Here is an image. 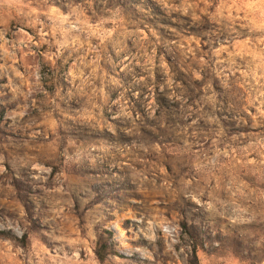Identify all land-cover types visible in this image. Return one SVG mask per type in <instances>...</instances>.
I'll list each match as a JSON object with an SVG mask.
<instances>
[{"label":"clouds","instance_id":"clouds-1","mask_svg":"<svg viewBox=\"0 0 264 264\" xmlns=\"http://www.w3.org/2000/svg\"><path fill=\"white\" fill-rule=\"evenodd\" d=\"M11 3L13 0H0V7ZM27 7L26 26L33 30L34 35L24 26L17 27L15 31L7 26L0 28V177L15 176L32 223L26 222L27 216L22 211L0 208V264H24L25 261L33 264V258L39 257L41 252L47 254L51 264L58 261L63 264L65 259L73 257L80 260L81 250L92 264H102L105 259L115 264V254L127 257L128 264H157L158 258L168 256L177 259L182 256L185 264H264V158L259 162L246 161L244 167L252 165L255 169L249 170V183H241L235 175L225 177L224 200L208 195L205 188L199 187L197 177L206 176L212 170L205 163L192 164L189 178H180L175 183L168 182L172 177L165 171L163 183L156 187V191L168 198L167 207L176 212L171 219L156 210L151 219L142 217L133 221L136 224L147 219L146 233L133 230L130 235L124 233L123 237L114 225L108 223L113 210L120 207L117 199L132 196L129 190L131 182L143 177L141 183H154L143 172H137L132 163L117 165L115 161L120 155L141 150L148 152L146 145L151 141L140 130L146 123L161 124L155 89L149 87V80L155 81L157 62L149 57L140 66L141 73L133 77L106 56L105 64L109 71L116 72L120 80L105 81L101 75L97 84L98 59H87V53L94 54L114 36L131 34L147 40L148 33L139 27L145 21L159 28L161 36L150 30L158 40L177 34L176 28H192L200 32L202 28L216 27L217 24L226 25L231 37L236 31L235 26L239 25L240 31H236V35L247 37L246 44L264 47V0H29ZM123 17H127V21ZM126 23L136 31L129 33ZM81 35L86 40L95 38L99 41L96 45L89 43L84 55L80 54L85 49ZM175 43L162 41V51L167 54ZM44 44L48 45L47 50L37 57ZM220 51L227 49H216L208 61H200L204 75L196 73L194 79L203 83L198 103L210 105L213 112L221 113L226 124L232 125L230 114L223 111V105L215 103L216 96L223 95V89L231 87L227 77L221 81L223 87L219 93L212 89V77L224 73L223 68L218 70L216 67L224 61L212 59ZM74 55L78 62L63 76L65 88L60 99L70 115L57 125L60 150L51 156L31 155L27 145L36 143L41 134L32 131L30 136H25L21 133L35 123L31 120L24 122L28 115L25 105L33 93L38 91L48 96L41 84V64L55 74L56 61L62 59L67 63ZM30 59L32 69L26 75L20 71L19 65L24 62L27 68ZM159 69L163 77L159 99L169 106L179 100L183 108L186 89L179 86L180 94L177 95L172 68L163 55L159 57ZM228 71L234 75L231 66ZM241 75L247 77L249 73ZM192 78L189 76L190 81ZM106 84L113 94L126 85L128 95L142 115H133L135 109H130L121 99L110 98L104 90ZM260 95L264 96V92ZM258 112L264 115V110L258 109ZM203 115L207 117L206 124L218 123L214 116ZM216 143L217 140L212 141L213 146ZM244 151L247 152V148ZM222 156L232 158L229 153L217 149L212 159L218 161ZM6 162L11 172L5 167ZM46 163L52 167H46ZM53 167L59 169L54 177L60 182L59 186L45 190L40 181L48 180ZM66 170L79 179L74 182L65 174ZM41 192L44 195H40ZM53 192L75 197L86 217L93 212L102 217L98 247L94 253H88L83 241L68 240L63 234L58 235L54 228L50 229L44 219L43 202ZM94 201L100 203L98 210L92 207ZM128 202L138 203L133 198ZM62 212L61 208L57 216ZM185 228L187 232L182 236ZM31 229H36L48 241L50 249L38 245L35 236L29 234ZM122 238L128 242L127 247L121 243ZM190 243L193 247H188ZM66 246L74 247L71 257L65 251ZM145 247L150 249L151 255L143 254L141 249Z\"/></svg>","mask_w":264,"mask_h":264},{"label":"rangeland","instance_id":"rangeland-1","mask_svg":"<svg viewBox=\"0 0 264 264\" xmlns=\"http://www.w3.org/2000/svg\"><path fill=\"white\" fill-rule=\"evenodd\" d=\"M28 5L29 0H19V2L13 0V3L0 7V28L7 26L15 31L17 27L24 26L26 31L34 35L33 30L26 26ZM123 19L127 21V17H123ZM22 21L25 22L24 25L21 24ZM125 26L128 27L129 33L136 31L127 23ZM139 27L148 33L147 40H140L138 36L131 34H121L119 37L114 36L111 42L106 41L104 47L96 49L94 54L87 53L88 60L94 57L98 59L97 84H99L101 75L104 76L105 81L108 79L120 80V76L116 72L109 71L105 64L106 56L120 64L121 68L133 77L141 73L140 66L149 57H153L157 62L154 73L155 81L150 79L149 87L155 89L154 98L160 105L157 115L161 119V124L158 126L156 123H146L140 130L151 141L150 145H146L149 147L148 152L141 150L132 154L120 155L115 161L117 165L132 163L137 172H143L150 181L154 180V183H141L143 177L131 182L129 190L132 192V196L130 198L138 201L136 205L129 203L130 198L127 196L117 199L120 207L113 210V215L108 223L119 230L121 237L124 233L130 235L133 230L146 233L148 231L147 219H151L156 210L162 211L169 219L176 214L175 211L167 207L168 198L156 191V187L163 183V172L166 171L169 177H172L169 179V183H175L180 178H189L192 164L205 163L212 170L206 176L197 177L199 187L205 188L208 195L216 197L218 200H224L226 199L223 183L225 177L231 174L238 176L241 183H249L247 179L250 174L249 170L255 169L252 165L244 167L246 161L256 160L259 162L261 158H264V115H260L258 112V109L264 110V96L260 95L261 92H264V47L251 43L246 44L247 37L236 35V31H240L239 25L235 26L236 31L232 32L231 37L226 30V25L217 24L216 27L202 28L200 32L192 28H176L178 35L164 36L162 40L157 39L161 33L155 24L145 21ZM172 27L176 26L172 25ZM150 30L157 32V36H152ZM80 40L85 45V49L81 50V55L85 54L89 43L92 45L99 43L95 38L86 40L83 35L80 36ZM162 41H176V43L166 54L161 48ZM47 47V44L42 45L37 52V57L40 52L47 50ZM189 48L191 51H188ZM221 48L227 49V51H220L218 56H213L212 59L224 61L223 64H216L218 70L224 69V73L221 76L214 75L212 77V89L219 93L223 87L221 81L225 76L227 77L231 87L224 88L223 95L218 94L215 103L223 105V111L230 114L229 119L233 121L232 125L226 124L221 113L213 112L210 105L198 103L203 83L194 79L196 73L204 75L201 71L200 61H208L212 51ZM33 50L35 51V46H33ZM52 50L55 51V48ZM162 55L165 56V60L172 68L177 95L180 94L179 86L186 89L183 95V101L186 103L183 108H181L179 100L169 106L163 104L159 99V85L163 83L162 73L159 69V57ZM77 62L75 55L67 63H64L62 59L57 60L55 74L49 71L46 65L41 64V84L48 96H45L43 92H34L25 105L28 115L24 117V122L28 123L31 120L35 123L31 124L27 131L22 132L21 135L30 136L32 131L41 134L36 138V143L27 145L29 154L51 156L60 150L61 141L57 139V132H59L57 125L70 115L60 99L65 88L63 76ZM230 66L234 75L228 71ZM19 69L27 75L32 69V60L27 61V68L22 62ZM101 70H103L102 73ZM84 71L87 72L88 69H84ZM244 72H248L249 75L242 76L241 73ZM45 73L47 76L44 75ZM189 76L193 77L191 81ZM250 85H255V87H250ZM24 90L27 91L26 88ZM104 90L113 100L121 99V102H126L130 109H135L133 115H142L139 107L128 95L126 85L116 94L109 90L107 84ZM33 100L35 104L32 103ZM203 113L214 116L218 123L206 124L207 117ZM229 128L232 130L229 131ZM60 135L62 136L63 133L60 132ZM232 137H237V139H232ZM213 140H217L215 146L212 144ZM246 148L247 152L244 151ZM217 149L229 153L232 158L222 156L218 161L212 159ZM197 155L199 160H197ZM45 166L52 167L49 163H46ZM5 167H8L11 172V167L7 162ZM58 171V168L53 167L48 180L40 181L45 190L59 186L60 182L54 180ZM65 174L72 177L74 182L79 179L76 174L70 171L66 170ZM92 191L96 190L92 189ZM40 195H44V193L41 192ZM43 207L44 219L48 222L50 229L54 228L58 235L63 234L68 240L83 241L88 253L95 252L98 247L101 216L93 212L92 215L86 217L81 213L75 197L61 196L54 192L45 198ZM92 207L98 210L100 208L99 201H94ZM0 208H14L22 211L27 216L26 222L32 223L31 216L28 215L27 204L20 195L15 176L0 177ZM61 208L63 212L61 216H57V212ZM180 215L182 216L183 213L181 212ZM142 217H147L143 223H133V221L141 220ZM181 227L183 228L184 225L182 224ZM223 227V222H221L222 230ZM186 232L185 228L181 235H185ZM29 234L35 236L39 246L50 249L48 241L41 237L36 229H31ZM157 234L159 235V229H157ZM27 238L26 235V242ZM121 243L125 247L128 246V242L123 238ZM188 247H193V244L190 243ZM196 247L199 248L198 245ZM73 250V246L65 247L69 257L72 256ZM141 251L145 256L151 255V251L147 247ZM24 264L27 262L25 261ZM33 264H51V262L47 254L41 252L39 257L33 258ZM57 264L60 262L58 261ZM63 264H92V261L81 250L80 260L73 257L65 259ZM102 264H112V262L105 259ZM115 264H128V259L115 254ZM157 264H185V262L182 256L179 259L168 256L158 258Z\"/></svg>","mask_w":264,"mask_h":264}]
</instances>
